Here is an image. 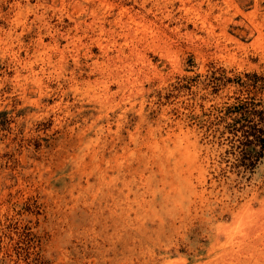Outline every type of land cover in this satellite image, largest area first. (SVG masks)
<instances>
[{
  "label": "rangeland",
  "instance_id": "rangeland-1",
  "mask_svg": "<svg viewBox=\"0 0 264 264\" xmlns=\"http://www.w3.org/2000/svg\"><path fill=\"white\" fill-rule=\"evenodd\" d=\"M248 100L264 0H0V264H264V153L196 133Z\"/></svg>",
  "mask_w": 264,
  "mask_h": 264
},
{
  "label": "trees",
  "instance_id": "trees-1",
  "mask_svg": "<svg viewBox=\"0 0 264 264\" xmlns=\"http://www.w3.org/2000/svg\"><path fill=\"white\" fill-rule=\"evenodd\" d=\"M197 126L211 189L229 184L232 170L252 171L263 156L264 102L248 100L217 109Z\"/></svg>",
  "mask_w": 264,
  "mask_h": 264
},
{
  "label": "bare ground",
  "instance_id": "bare-ground-1",
  "mask_svg": "<svg viewBox=\"0 0 264 264\" xmlns=\"http://www.w3.org/2000/svg\"><path fill=\"white\" fill-rule=\"evenodd\" d=\"M146 39V38H145ZM148 41V40H147ZM111 75V74H110ZM253 223V222H252ZM261 229V228H260ZM237 241V240H236Z\"/></svg>",
  "mask_w": 264,
  "mask_h": 264
}]
</instances>
